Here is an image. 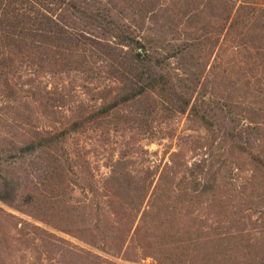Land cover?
Instances as JSON below:
<instances>
[{
    "label": "trees",
    "instance_id": "obj_1",
    "mask_svg": "<svg viewBox=\"0 0 264 264\" xmlns=\"http://www.w3.org/2000/svg\"><path fill=\"white\" fill-rule=\"evenodd\" d=\"M116 1L185 42L151 52L100 0H0V202L107 257L33 227L57 264H137L130 246L153 264H264V0ZM186 58L208 92L176 84ZM77 75L107 82L93 106L44 83ZM184 118L198 136L159 164L120 155L99 186L70 146Z\"/></svg>",
    "mask_w": 264,
    "mask_h": 264
},
{
    "label": "rangeland",
    "instance_id": "obj_2",
    "mask_svg": "<svg viewBox=\"0 0 264 264\" xmlns=\"http://www.w3.org/2000/svg\"><path fill=\"white\" fill-rule=\"evenodd\" d=\"M102 7L110 10L112 16L122 24H126L139 37L141 44L145 45L151 52L158 54H166L185 42V37L179 38L173 35L165 27L164 21L156 19H148L141 21L137 16H134L121 3L116 0H100ZM175 77V82L183 90L184 86L192 87L196 80H201L197 92H208L207 80L209 78V68L205 66H197L195 62L189 58L177 59L170 62L168 66ZM44 83L50 84L49 89L58 86L59 91L64 93L70 100L72 107L80 104L89 106L94 105L93 98L96 93L105 88L107 82L101 78H95L94 81H88L84 76H70L58 79H45ZM65 114H67L65 112ZM219 118H222L219 115ZM175 136V139H170L169 136ZM198 136L188 129L186 118L176 119L170 124L163 125L157 129L155 134L145 136H136L133 132H116L110 131L107 134L105 131L100 133L88 132L85 135L74 138L70 146L73 149L81 148L82 152L86 153L88 160L92 163L94 175L98 186L102 184L104 178L108 175L109 167L115 162L120 155L134 154L141 164L156 163L164 158L177 152V146L181 143L179 138ZM203 158V151L190 153L188 160L191 163ZM18 166V165H17ZM6 168H0V176L4 175ZM75 198L85 200L84 196L78 191ZM2 212L11 214L13 218L6 217ZM40 227L57 237L66 240L67 242L77 246L79 249L91 250L103 257H106L100 252L90 249L76 239H73L64 234L53 231L43 224L37 223L25 215L13 211L6 205L0 202V264H57L50 261L48 253L44 248L42 239L37 236L33 227ZM129 258H137V264H153L151 260H142L139 258L137 250L130 246ZM107 258V257H106ZM119 263H123L119 259H113ZM129 264V263H124Z\"/></svg>",
    "mask_w": 264,
    "mask_h": 264
}]
</instances>
